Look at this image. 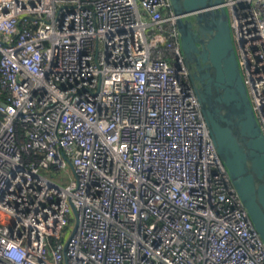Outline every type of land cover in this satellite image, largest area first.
Instances as JSON below:
<instances>
[{
  "label": "built area",
  "instance_id": "1",
  "mask_svg": "<svg viewBox=\"0 0 264 264\" xmlns=\"http://www.w3.org/2000/svg\"><path fill=\"white\" fill-rule=\"evenodd\" d=\"M221 5L264 135V0ZM0 264H264L170 0H0Z\"/></svg>",
  "mask_w": 264,
  "mask_h": 264
},
{
  "label": "water",
  "instance_id": "2",
  "mask_svg": "<svg viewBox=\"0 0 264 264\" xmlns=\"http://www.w3.org/2000/svg\"><path fill=\"white\" fill-rule=\"evenodd\" d=\"M223 0H170L210 138L264 242V135L253 113Z\"/></svg>",
  "mask_w": 264,
  "mask_h": 264
},
{
  "label": "rangeland",
  "instance_id": "3",
  "mask_svg": "<svg viewBox=\"0 0 264 264\" xmlns=\"http://www.w3.org/2000/svg\"><path fill=\"white\" fill-rule=\"evenodd\" d=\"M71 168L68 166L67 170H60L56 173L51 174L54 179L57 181H61L62 183H66L70 180L69 171Z\"/></svg>",
  "mask_w": 264,
  "mask_h": 264
}]
</instances>
